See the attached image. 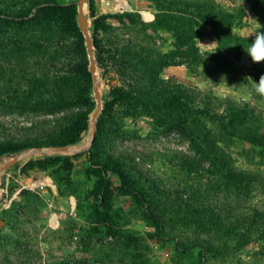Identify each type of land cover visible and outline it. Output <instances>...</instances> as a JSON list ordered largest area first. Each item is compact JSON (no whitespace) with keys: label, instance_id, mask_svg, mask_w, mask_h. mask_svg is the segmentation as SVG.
<instances>
[{"label":"rangeland","instance_id":"obj_1","mask_svg":"<svg viewBox=\"0 0 264 264\" xmlns=\"http://www.w3.org/2000/svg\"><path fill=\"white\" fill-rule=\"evenodd\" d=\"M90 1L95 55L105 64L97 61V120L105 109L106 133L93 151H77L89 124L70 149L28 154L0 177V264H264V147L242 137L264 133V96L255 90L264 61L247 52L264 32V0H93V14ZM75 3L78 12V0H0V141L30 135L52 145L88 108L69 101L51 111L35 95L24 99L40 108L21 111L5 94L28 87L22 66L40 73L55 48L68 52L75 38L61 28L71 14L54 8ZM130 52L169 62L159 77L183 90L167 115L172 125L118 96L140 89L116 61ZM241 110L243 125H222ZM182 112L197 124L178 122ZM25 149L1 155L0 164Z\"/></svg>","mask_w":264,"mask_h":264},{"label":"trees","instance_id":"obj_2","mask_svg":"<svg viewBox=\"0 0 264 264\" xmlns=\"http://www.w3.org/2000/svg\"><path fill=\"white\" fill-rule=\"evenodd\" d=\"M37 5L38 3L36 6ZM54 9L65 10L68 14H71L68 17V23L65 24L63 29L61 28V30L64 31L67 28V30H69L75 38L72 44L67 45L68 52H64L62 55V53L58 52L57 50L60 46L57 47L58 44H56L55 47L57 48H55L53 51V64L50 65L49 69H45L40 73L33 72L25 66H22L18 70V73L20 76L26 78L28 87L23 90L18 87L9 89L5 92V94L7 98L15 101L17 107L13 108H18L21 111L40 108V106H33L28 100L24 99L25 96L33 97L35 95H38L39 99L45 98V103L51 102V104L48 106H43V108H49L51 111L65 108L69 101H78L79 104L88 106L86 110L78 113L76 119H72L60 132H58V138L56 140L50 139L48 141V143H51L52 145L73 144L80 141L82 133L89 128L90 112L96 107V101L93 97L94 84L92 74L89 71V56L86 50L85 38L76 18L77 4L75 3L71 7ZM90 9L93 14L95 11V3L93 0L90 1ZM52 10H50V13H52ZM43 15L46 17L48 14L43 12L42 17ZM159 16L160 15L158 14L156 15V17H158L156 20H159ZM114 17L121 20L123 15L115 14ZM187 20H189L191 24L190 18H187ZM210 21L213 24V20ZM97 22L98 18H94V23ZM44 23L48 24V21ZM175 23L178 27V22L175 21ZM94 44L98 49H100L99 43H97L95 40ZM64 45V43L61 44V49L65 47ZM69 51L72 53V58ZM96 56L98 64L102 67H105L104 60L101 58V55L98 53ZM126 56L129 57L127 60L129 64H127V61L125 60ZM126 56H124V58L122 56V59L120 57L116 59V61L121 60L119 72L124 77L129 76L130 78H135L137 83L140 84V89L138 93L131 94V96L129 92H123L118 94V96L122 100L132 99L134 101H138L140 106L150 113L151 116L157 120V122L163 121L168 125H172L174 122L167 121V115L170 117L169 115L175 114L172 111H175L177 106L181 104L177 102L178 97H176V95L178 92L182 94L183 90L182 87L180 88L176 86V89H172L171 85H169L166 81L161 80L162 78L159 77V70L162 67L168 65L169 62L159 63L158 58L151 53L141 55L140 52H130L126 53ZM54 59H57L60 64V68L56 70L51 69V67L55 66ZM125 66H128L129 68L127 69ZM159 81L162 83H158ZM159 89L163 91L162 93L166 92V94L159 95L157 92ZM161 97H163V99H161ZM103 113L104 116L101 115L96 122V137L92 144L91 151L98 147L99 138H101V136L106 133V117L109 114L106 113L105 109ZM247 114V110L232 112L231 120L228 122H223L222 125H224L225 128H235L237 122H240L243 125L245 120L242 121V119ZM180 115L181 119L178 122H185L187 125L190 123L195 125L197 124V120L194 116H192V114L182 112ZM242 137L264 147V133H259L253 131L252 129H248L245 130V132L242 134ZM34 145L41 146L42 144L38 139L32 138L30 135L18 139L6 138V140L0 141V156L8 152H17ZM34 164L35 162H32L30 165L33 166ZM103 165L104 168L106 167L104 169L106 172L109 169H113L107 167V163H103ZM118 165L120 166V169L116 170V172L122 180V183L124 186L130 185V180L127 176L129 173H125L123 170H121V167L123 168L122 164ZM111 166H113V164ZM133 189L135 190V188ZM127 191L129 192L130 188L129 190L127 189Z\"/></svg>","mask_w":264,"mask_h":264},{"label":"water","instance_id":"obj_3","mask_svg":"<svg viewBox=\"0 0 264 264\" xmlns=\"http://www.w3.org/2000/svg\"><path fill=\"white\" fill-rule=\"evenodd\" d=\"M77 20H78V25L85 38V45L89 55V71L91 72L93 77L95 99H96V108L93 111L91 123H90V138L87 142L80 144L76 148L77 151H82L90 147L93 144L94 139L96 137V130H97L96 120L100 112L102 111L103 90H102V83L98 76V64L94 50V41L90 30L87 0H78ZM70 148H71V144L31 146L25 149L24 151L17 153L12 159L4 162V164L0 167V177L15 163L23 160L28 154H32L37 151L40 152L49 151V150L60 151V150H67Z\"/></svg>","mask_w":264,"mask_h":264},{"label":"clouds","instance_id":"obj_4","mask_svg":"<svg viewBox=\"0 0 264 264\" xmlns=\"http://www.w3.org/2000/svg\"><path fill=\"white\" fill-rule=\"evenodd\" d=\"M251 58L256 61H264V32L257 31L253 43L247 48ZM257 94L264 96V76H261L255 84Z\"/></svg>","mask_w":264,"mask_h":264},{"label":"bare ground","instance_id":"obj_5","mask_svg":"<svg viewBox=\"0 0 264 264\" xmlns=\"http://www.w3.org/2000/svg\"><path fill=\"white\" fill-rule=\"evenodd\" d=\"M74 147H75V146H74ZM74 147H73V148H74ZM11 159H12V158H11ZM9 160H10V159H9ZM7 161H8V160H7ZM5 162H6V161H5ZM3 164H4V162L0 164V167H1Z\"/></svg>","mask_w":264,"mask_h":264},{"label":"crops","instance_id":"obj_6","mask_svg":"<svg viewBox=\"0 0 264 264\" xmlns=\"http://www.w3.org/2000/svg\"><path fill=\"white\" fill-rule=\"evenodd\" d=\"M143 11V10H142ZM153 14V13H152Z\"/></svg>","mask_w":264,"mask_h":264}]
</instances>
